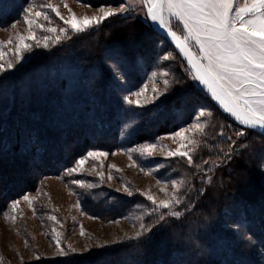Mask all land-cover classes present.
I'll use <instances>...</instances> for the list:
<instances>
[{
	"label": "trees",
	"instance_id": "trees-1",
	"mask_svg": "<svg viewBox=\"0 0 264 264\" xmlns=\"http://www.w3.org/2000/svg\"><path fill=\"white\" fill-rule=\"evenodd\" d=\"M26 1L0 0V25L14 20ZM158 39L168 45L147 22L118 14L86 32L68 34L23 67L0 74V213L33 189L43 174L71 167L90 149L110 148L125 114L138 113L139 128L128 140L137 143L175 129L204 103L213 107L190 81L178 56L185 70L177 63L166 94L156 103L130 111L120 100V85L105 63L116 64L124 81L133 87L142 68L157 65L162 52L156 46ZM227 121L237 128L224 115H212V126L200 138L191 166L184 159L172 160L184 182L176 208L182 217L147 203L143 224L150 231L139 238H128L87 256L65 255L34 264H240L227 242V225L238 213L255 226L253 238L264 246V186L259 173L264 137L246 130L245 146L224 173L221 199L207 192L200 196V179L216 156L212 150ZM119 199L112 206L121 212L136 201Z\"/></svg>",
	"mask_w": 264,
	"mask_h": 264
},
{
	"label": "rangeland",
	"instance_id": "rangeland-1",
	"mask_svg": "<svg viewBox=\"0 0 264 264\" xmlns=\"http://www.w3.org/2000/svg\"><path fill=\"white\" fill-rule=\"evenodd\" d=\"M244 2L245 0H235L233 7L242 6ZM122 3L129 7V11L119 13L120 15H133L147 22L142 3H137L135 0H27L22 5L20 4L15 19L7 25H0V63H3L5 68L9 62L14 65L13 68L2 71L0 74L23 67L28 61L41 54V51H46L64 40L68 34L83 33H73L69 29L68 34L61 35L57 41L56 37L59 33L47 31L48 27L68 29L64 21L68 20L72 13H75L77 17H98L103 15L99 11L101 7L107 11L108 7L116 9ZM47 4L56 7L60 16L52 12L50 8L42 7ZM30 8L29 18L38 19V23L32 25L35 39L25 41L32 47L28 51H22V59L17 61L15 48L20 43L18 37L20 35L27 37L31 34L29 26L24 23ZM35 11L46 13L49 19L45 20L43 16L36 18ZM171 24L176 29L177 21L173 19ZM40 25L45 26L43 30ZM45 37H49L46 42L47 46H44ZM156 46H159L162 51L157 59V65L148 69L142 68L140 79L133 87L124 81L116 64L105 63L113 79L120 85L118 93L120 100L130 111L146 108L156 103L166 94L163 81L165 79L169 81L168 88L175 75L177 63L178 67L183 69L176 53L169 45H164L158 39ZM165 56L170 58L165 60ZM164 72L169 75L164 77L162 75ZM154 73L155 76H153ZM189 79L196 86L190 75ZM53 80L56 82L55 79ZM145 85H147V91L140 97L132 95V93L139 92ZM153 87L161 92L155 99L152 98ZM125 96L132 101L139 99L140 106L127 103ZM213 107L204 103L192 112L188 120L179 121L175 129L137 143H130L128 140L139 128L138 113L135 111L125 114L120 119L115 140L110 148L90 149L79 159L86 157L88 152L106 153L105 156L88 158L81 167L77 168V171L72 173H69L68 169L77 167V161L71 167L59 170L58 173L40 176L33 189L12 200L6 210L0 213V264H34L42 260L48 261L63 257L58 254L56 240L60 241L61 246L67 252L66 255L87 256L104 247L133 238L137 232L141 231L140 225L144 221L147 203L156 210H166L168 213L177 212L176 208L180 203H173L170 208H157L152 201L147 199V196H153L157 202L170 199V194L174 191L172 182L183 181V178L173 168L174 161L172 160L180 157H169L167 149L175 150L179 144L186 143L180 137L173 139V134L182 129H188L196 123L197 113L202 108L211 111L212 115L222 114L218 110L219 113L216 112V108ZM211 121L212 116L200 120V123L205 125L203 133L193 130L186 132L185 135L199 142L200 138L205 135L206 129L212 126ZM222 124L225 129L217 135V144L212 150L216 156L207 163L208 167L204 170L202 180L200 179L203 182L202 187L198 189L200 196L207 192L218 200L221 199L225 190L224 173L230 171L233 166L231 164L237 159V153L245 146V138L248 135L246 130L235 128L228 121ZM239 132H243V135H237ZM154 143L164 145L166 148L158 147L152 150L150 156L135 151L143 145ZM225 168L228 169L225 171ZM259 173L262 175L261 182L264 186V157L259 163ZM73 181H82L84 186L73 183ZM184 190L183 183L177 195L180 197ZM129 191L131 195L128 194ZM25 196L29 199L25 200ZM119 197L125 201L135 198L136 201L130 207H125L122 212L113 210L112 204ZM51 216L56 217V220L50 219ZM175 217H182V215ZM236 218L227 225L230 229L227 241L232 249V251L229 249L230 254L241 262L240 264H264V246L262 242L253 238V232L256 234L257 229L246 223L241 212ZM190 221L191 216L187 217V223L190 224ZM191 228L193 229L192 226ZM82 231L83 234H81ZM258 232L260 233L259 230ZM70 249H75V251L72 252ZM38 256L39 259H37ZM225 257L228 259L230 256L226 253Z\"/></svg>",
	"mask_w": 264,
	"mask_h": 264
},
{
	"label": "snow or ice",
	"instance_id": "snow-or-ice-1",
	"mask_svg": "<svg viewBox=\"0 0 264 264\" xmlns=\"http://www.w3.org/2000/svg\"><path fill=\"white\" fill-rule=\"evenodd\" d=\"M135 2L143 4L146 10V18L166 31L187 60L192 79L205 86L207 92L219 103L224 112L249 128L264 129V0H245L242 6L235 8L233 7L235 0H135ZM64 6L67 7V5ZM42 7H48L57 16H60L59 10L53 5L47 4ZM99 11L103 15L98 17H77L75 13H72L70 18L64 21L68 25V29L48 27L47 31L59 33L56 37L58 41L61 35L68 34L69 29L73 33L85 32L89 28L103 23L109 17L129 11V7L122 3L119 8L108 7L106 11L104 7H101ZM30 16L31 8L24 19V23L29 26L31 34L27 37L23 35L18 37L20 43L15 48L17 61L22 59V51H28L32 47L25 41L35 39L32 25L38 23V19H31ZM41 16L45 20L49 19L46 13L35 11L36 18ZM173 19L177 21L176 29L171 24ZM40 27L43 30L45 26L40 25ZM44 39V46H47L46 42L49 37ZM169 58V56L164 57L165 60ZM13 67L11 62L7 64V68L3 63H0V72ZM155 75L154 73L153 76ZM162 75L167 77L169 74L164 72ZM163 83L165 90H167L169 81L165 79ZM146 91L147 85L132 95L140 97ZM151 91L153 99L161 94L156 87H153ZM124 99L129 104L135 103L140 106L139 99L132 101L127 96ZM211 116V111L202 108L197 113L196 123L188 129L174 133L173 139L180 137L186 143L179 144L175 150L167 149L168 156L186 159L191 166L199 142L186 136L185 133L193 130L203 133L205 125L201 124L200 120ZM237 135H243V132H239ZM158 147L166 148L164 145L154 143L143 145L135 151L150 156L152 150ZM105 155L106 153L88 152L86 157L77 160V167L68 169V172L77 171V168L81 167L90 157ZM73 183L84 186L82 181H73ZM183 183V181L172 182L174 191L168 200L157 202L151 195H148L147 199L152 201L157 208H170L173 203L180 202L177 193ZM87 186L91 187V185ZM161 191H165V189H161ZM128 194L131 195L132 193L129 191ZM24 199L28 200L29 198L25 196ZM14 207L15 203L13 204ZM170 214L173 216L180 215L179 212ZM49 218L56 220L54 216ZM160 219L162 220L163 216ZM140 228L141 231L137 232L133 238H139L145 232L150 231L144 224H141ZM25 243L27 244V241ZM56 246L59 255L67 254L59 240H56ZM70 251L74 252L75 249H70ZM39 258L38 256L37 259Z\"/></svg>",
	"mask_w": 264,
	"mask_h": 264
},
{
	"label": "water",
	"instance_id": "water-1",
	"mask_svg": "<svg viewBox=\"0 0 264 264\" xmlns=\"http://www.w3.org/2000/svg\"><path fill=\"white\" fill-rule=\"evenodd\" d=\"M145 12H146V10H145ZM146 20H147V23H148L149 27L151 28V30L153 32H155L156 34L160 35L168 43V45L174 50V52L176 53V55L178 56V58L180 59V61L182 62V64L185 66V68L188 71V73L190 74V76L192 77V73H191V70H190V66L187 64V60L185 59V57L183 56V54L180 53L179 49L175 46L174 42L167 35L166 31L164 29L160 28L158 26V24L154 23L150 19L146 18ZM194 82L199 87V89L203 92V94L207 97V99L212 103V105L220 113H222L224 116H226L235 126H237L240 129H243V130H249V131H251L253 133L258 134L259 136L264 137V129H261L259 127H257V128H249L246 125H243V124L239 123L238 121H236L230 114L224 112V110L221 108V106L219 105V103L217 101H215L211 97L210 93L207 92V90H206V88H205L204 85L199 84V82H197V81H194Z\"/></svg>",
	"mask_w": 264,
	"mask_h": 264
}]
</instances>
